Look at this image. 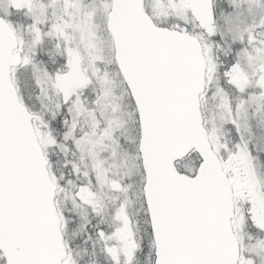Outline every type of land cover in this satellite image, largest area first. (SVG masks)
Returning a JSON list of instances; mask_svg holds the SVG:
<instances>
[{"label": "snow or ice", "instance_id": "obj_1", "mask_svg": "<svg viewBox=\"0 0 264 264\" xmlns=\"http://www.w3.org/2000/svg\"><path fill=\"white\" fill-rule=\"evenodd\" d=\"M0 264H264V0H0Z\"/></svg>", "mask_w": 264, "mask_h": 264}]
</instances>
